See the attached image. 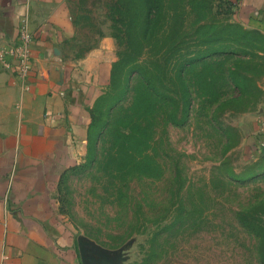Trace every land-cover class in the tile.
Listing matches in <instances>:
<instances>
[{
  "label": "rangeland",
  "instance_id": "rangeland-1",
  "mask_svg": "<svg viewBox=\"0 0 264 264\" xmlns=\"http://www.w3.org/2000/svg\"><path fill=\"white\" fill-rule=\"evenodd\" d=\"M64 1L74 27L64 44L65 56H85L105 37L112 40L115 61L118 46L110 34L107 12L112 0ZM226 1L214 0L217 19L234 22ZM191 19L212 32L206 25L212 19L205 10ZM242 28L250 33L237 38L239 45H232L242 55L213 58L218 70L222 63L237 66L236 78L244 87L240 100H229L237 93L219 72L215 87L219 94L194 83L188 117L172 123L171 117L181 116L184 104L179 102L176 74L166 69L172 57L165 53L156 74H145L152 83L150 91L142 86L140 75L132 74L127 95L110 114L113 133L106 131L100 138L93 167L68 171L58 181L54 198L61 222L74 236L115 255L114 264H260L256 227L264 226V152L248 149L243 125L264 101V33ZM201 34L202 30L200 39ZM149 57L144 54L141 63H151ZM108 89L109 83L101 93ZM155 89L162 95H156ZM166 95L174 96L178 104L164 102ZM100 104L105 110L107 103ZM125 133L130 137L125 138ZM114 136L119 138L116 143ZM118 144L132 155L146 154L148 164L154 162L157 169H148L150 175L132 171L118 176L108 160ZM245 215L251 227L240 222ZM156 230L160 234L151 249ZM260 236L264 238V233Z\"/></svg>",
  "mask_w": 264,
  "mask_h": 264
},
{
  "label": "crops",
  "instance_id": "crops-1",
  "mask_svg": "<svg viewBox=\"0 0 264 264\" xmlns=\"http://www.w3.org/2000/svg\"><path fill=\"white\" fill-rule=\"evenodd\" d=\"M233 1L231 19L264 33V0ZM23 16L33 38L30 74L18 75L13 58L8 67L0 64V264H104L81 252L54 192L61 173L86 153L89 108L115 59L112 40L66 57L74 27L64 0H0V45L17 42ZM261 108L244 119L248 149L264 140L256 120Z\"/></svg>",
  "mask_w": 264,
  "mask_h": 264
},
{
  "label": "trees",
  "instance_id": "trees-1",
  "mask_svg": "<svg viewBox=\"0 0 264 264\" xmlns=\"http://www.w3.org/2000/svg\"><path fill=\"white\" fill-rule=\"evenodd\" d=\"M213 2L214 0H112L109 3L107 12L110 19V34L118 46L117 59L110 68L109 89L100 93L89 108L90 121L87 126L86 153L83 162L62 172L59 180L64 178L68 171L84 172L93 167L98 160L100 138L106 131L113 133V127L109 126L110 114L113 107L127 95L132 74L140 75L142 86L146 91H150L152 83L145 74L148 73L150 76L156 74L154 69L165 53H169V57H172L168 60L166 69L168 72L176 74L181 93L179 102L184 104L181 116H170L172 123H182L188 117L192 92H194L191 87H195L194 83L208 88L212 95L219 94V92H215L219 72L232 85L233 94L237 93L229 100L237 101L242 98L244 87L236 78L239 76L237 66L235 69L233 64L222 63V68L218 70L214 67L217 63L213 64V58L216 56L227 58L241 56L242 50L232 45H239L237 38L245 37L250 32L242 28L243 26L239 22L218 20V13L214 10ZM226 3L231 12L229 14L232 16L235 3L233 0H227ZM199 5H201L200 9L205 10L212 19V23L206 24L207 29L212 32L204 31V24L197 25L191 19V16L195 15L198 10L200 13V9L196 10ZM201 30L203 38L200 39L198 34ZM205 33L208 34L205 35ZM144 54L151 55L149 57L151 63L145 65L141 63ZM244 54L246 53L244 52ZM189 74L192 76H188ZM154 92L156 95L158 93L162 95L156 89ZM164 98V102L178 104V100L174 96L166 95ZM101 102L107 103L105 110H102ZM140 102L145 103L144 100H140ZM123 136L130 137L128 133ZM117 140L119 141V138L116 136L112 138L114 143ZM121 143L124 141L121 140ZM120 144L112 153H108L109 163L113 165L111 171L117 172L118 176L132 171H141L150 175L147 172L148 169L153 171L157 169L154 162L148 164L150 158L146 154L139 152L132 155L129 152H124ZM251 150L254 153L264 152V145L254 146ZM240 222L243 226L251 227V221L247 215L241 217ZM256 228L258 230L256 241L261 244L259 262L264 264V238L260 236L264 233V226ZM159 234V230L152 233L151 249H153L154 240Z\"/></svg>",
  "mask_w": 264,
  "mask_h": 264
},
{
  "label": "built area",
  "instance_id": "built-area-1",
  "mask_svg": "<svg viewBox=\"0 0 264 264\" xmlns=\"http://www.w3.org/2000/svg\"><path fill=\"white\" fill-rule=\"evenodd\" d=\"M32 34L29 29V19L23 16L18 28L17 42L9 46L0 45V64L8 67L10 59L16 61V71L22 78H28L30 74V45L32 43ZM256 120L258 129L264 135V106L258 111ZM264 145V140L259 146Z\"/></svg>",
  "mask_w": 264,
  "mask_h": 264
},
{
  "label": "water",
  "instance_id": "water-1",
  "mask_svg": "<svg viewBox=\"0 0 264 264\" xmlns=\"http://www.w3.org/2000/svg\"><path fill=\"white\" fill-rule=\"evenodd\" d=\"M79 245L82 253L96 254L101 257V261L104 264H114L116 262L115 255H106L102 248L96 246L88 239H80Z\"/></svg>",
  "mask_w": 264,
  "mask_h": 264
},
{
  "label": "clouds",
  "instance_id": "clouds-1",
  "mask_svg": "<svg viewBox=\"0 0 264 264\" xmlns=\"http://www.w3.org/2000/svg\"><path fill=\"white\" fill-rule=\"evenodd\" d=\"M21 14H23V12H21Z\"/></svg>",
  "mask_w": 264,
  "mask_h": 264
}]
</instances>
